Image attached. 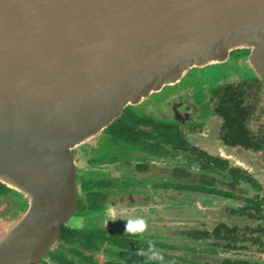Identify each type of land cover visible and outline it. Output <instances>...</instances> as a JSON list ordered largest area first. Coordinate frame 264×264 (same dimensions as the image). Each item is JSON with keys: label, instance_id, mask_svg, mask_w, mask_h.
<instances>
[{"label": "water", "instance_id": "95a60500", "mask_svg": "<svg viewBox=\"0 0 264 264\" xmlns=\"http://www.w3.org/2000/svg\"><path fill=\"white\" fill-rule=\"evenodd\" d=\"M240 49L264 79V0H0V181L29 201L0 264H40L59 241L76 148Z\"/></svg>", "mask_w": 264, "mask_h": 264}, {"label": "flooded vegetation", "instance_id": "af4514ba", "mask_svg": "<svg viewBox=\"0 0 264 264\" xmlns=\"http://www.w3.org/2000/svg\"><path fill=\"white\" fill-rule=\"evenodd\" d=\"M183 79L74 150L78 209L40 264H264V79ZM28 205L0 181V233Z\"/></svg>", "mask_w": 264, "mask_h": 264}, {"label": "rangeland", "instance_id": "374dc122", "mask_svg": "<svg viewBox=\"0 0 264 264\" xmlns=\"http://www.w3.org/2000/svg\"><path fill=\"white\" fill-rule=\"evenodd\" d=\"M248 53L249 52L245 50L241 52V54H244V59L248 60L243 63L237 62L238 59H236L234 56L233 57L230 56L226 62L212 64V65L206 66V68L202 70L193 69L192 71V69H190L184 76V79H183L184 85L190 87V86L200 85V83H204V82L208 83L209 81H214L219 78L224 79L228 77H235V78L236 77H242V78L243 77L245 78L255 77V72L249 63Z\"/></svg>", "mask_w": 264, "mask_h": 264}, {"label": "clouds", "instance_id": "9594fccd", "mask_svg": "<svg viewBox=\"0 0 264 264\" xmlns=\"http://www.w3.org/2000/svg\"><path fill=\"white\" fill-rule=\"evenodd\" d=\"M118 217L113 216L112 219ZM147 221L144 218H137L136 220H129L125 224V230L130 232H144L147 230ZM151 245V242H149ZM150 259L152 260H163V254L155 249L154 246L149 248Z\"/></svg>", "mask_w": 264, "mask_h": 264}, {"label": "trees", "instance_id": "16d2710c", "mask_svg": "<svg viewBox=\"0 0 264 264\" xmlns=\"http://www.w3.org/2000/svg\"><path fill=\"white\" fill-rule=\"evenodd\" d=\"M67 230L64 229L63 233H62V236H64L66 234Z\"/></svg>", "mask_w": 264, "mask_h": 264}]
</instances>
